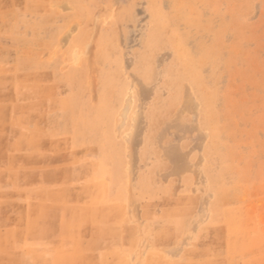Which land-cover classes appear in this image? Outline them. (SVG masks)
<instances>
[{"label": "rangeland", "instance_id": "374dc122", "mask_svg": "<svg viewBox=\"0 0 264 264\" xmlns=\"http://www.w3.org/2000/svg\"><path fill=\"white\" fill-rule=\"evenodd\" d=\"M80 241L264 264V0H0V264Z\"/></svg>", "mask_w": 264, "mask_h": 264}, {"label": "crops", "instance_id": "0c3cea01", "mask_svg": "<svg viewBox=\"0 0 264 264\" xmlns=\"http://www.w3.org/2000/svg\"><path fill=\"white\" fill-rule=\"evenodd\" d=\"M85 206V205H84ZM102 231L105 233V229L107 228L106 221L103 222ZM87 232L81 233V236H86ZM81 243V241H80ZM85 243L79 244V247L83 248L79 251L75 250H66V253L63 254L61 258L57 252L53 253L52 251H48L47 248L42 249L39 253V257L44 261L40 264H96L97 259H102L103 256L101 253L98 255L95 250H87L85 249ZM29 264V263H23Z\"/></svg>", "mask_w": 264, "mask_h": 264}]
</instances>
